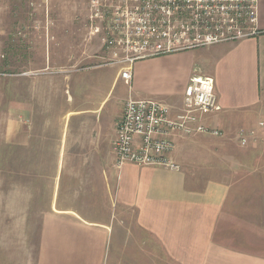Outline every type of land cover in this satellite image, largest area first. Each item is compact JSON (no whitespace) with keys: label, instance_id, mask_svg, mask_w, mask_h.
<instances>
[{"label":"crops","instance_id":"crops-1","mask_svg":"<svg viewBox=\"0 0 264 264\" xmlns=\"http://www.w3.org/2000/svg\"><path fill=\"white\" fill-rule=\"evenodd\" d=\"M82 3L84 8L85 0ZM258 28L254 36L134 64L129 97L157 98L174 107L182 105L191 76L214 79L221 110L208 114L205 122L224 134L176 138L172 156L180 165L178 170L133 163L118 167L111 148L117 122L99 117L100 108L81 103L70 106L59 119L46 113L33 117L32 149L39 153L34 157L43 158L47 152L50 158L57 147L58 170L62 164L66 176L77 175L66 161L90 159L96 179L89 189L72 188L73 183L62 180L59 186L55 183L37 264H107L109 250H163L176 264H264L263 254L249 251L264 250V164L258 151L250 152V158L259 159L260 164L249 166L247 155L232 150L245 147L239 141L242 129L255 130L248 144L256 146L260 140L264 148V126L260 125L264 122V0H259ZM70 75H64V90ZM119 80L123 79L118 70L112 86ZM92 114L97 116L95 124ZM88 125L96 126V132L88 135ZM86 137L89 147L72 150L71 138L82 144ZM105 144L110 148L108 166L103 162ZM262 155L264 160V151ZM251 167L255 168L254 183L231 181L230 175ZM98 204L103 208L101 215ZM121 210H132L134 219L123 215L121 220Z\"/></svg>","mask_w":264,"mask_h":264},{"label":"rangeland","instance_id":"rangeland-1","mask_svg":"<svg viewBox=\"0 0 264 264\" xmlns=\"http://www.w3.org/2000/svg\"><path fill=\"white\" fill-rule=\"evenodd\" d=\"M82 8V0H0V264L38 263L43 220L52 209L56 182L58 186L60 180L73 183L72 188L96 185L93 160L68 159L66 165L78 173L70 178L62 164L57 168V147L52 148L50 158L47 152L43 158L36 157L33 117L46 113V117L59 119L70 106L83 103L100 108L99 117L117 122L130 96L129 85L123 80L112 86L120 66L105 63L104 50L84 26ZM71 19L76 21L72 24ZM48 72L59 74H43ZM69 74L64 90V75ZM96 117L90 116L92 124ZM89 125L85 130L91 135L96 126ZM86 139L81 144L71 138L72 150L89 147ZM256 143L232 150L247 155L249 166L264 164L263 144L260 140ZM102 148L104 166H108L110 148L106 144ZM252 151L259 152L260 162L250 158ZM241 169L230 175L231 181L254 183L255 168ZM101 205L96 206L98 215L103 211ZM120 215L121 220L124 215L131 221L135 213L121 210ZM249 251L264 255V250ZM108 256L107 264H176L163 250H109Z\"/></svg>","mask_w":264,"mask_h":264},{"label":"built area","instance_id":"built-area-1","mask_svg":"<svg viewBox=\"0 0 264 264\" xmlns=\"http://www.w3.org/2000/svg\"><path fill=\"white\" fill-rule=\"evenodd\" d=\"M258 5L259 0H85L82 19L91 39L100 42L105 63L119 65L121 78L131 85L140 60L256 35ZM219 110L214 79L199 74L190 77L178 107L157 98L129 97L116 123V165L180 169L172 156L176 138L223 135L205 122ZM255 133L242 129L240 143L247 145Z\"/></svg>","mask_w":264,"mask_h":264}]
</instances>
